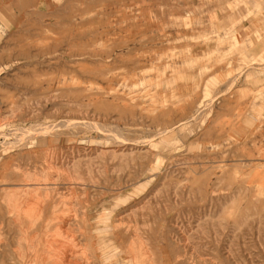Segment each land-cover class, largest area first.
Returning <instances> with one entry per match:
<instances>
[{
  "label": "rangeland",
  "instance_id": "obj_1",
  "mask_svg": "<svg viewBox=\"0 0 264 264\" xmlns=\"http://www.w3.org/2000/svg\"><path fill=\"white\" fill-rule=\"evenodd\" d=\"M0 195V264L18 208L89 264H264V0H0Z\"/></svg>",
  "mask_w": 264,
  "mask_h": 264
},
{
  "label": "bare ground",
  "instance_id": "obj_2",
  "mask_svg": "<svg viewBox=\"0 0 264 264\" xmlns=\"http://www.w3.org/2000/svg\"><path fill=\"white\" fill-rule=\"evenodd\" d=\"M10 200L9 197L3 199L9 210L13 207ZM18 207H16V210ZM11 210L13 211V208ZM23 210L18 208L13 216L15 223L18 222L20 226V229H18L20 232L18 233H21L24 238V241L21 240L22 242L16 246L14 257H11L12 260H17V264H89V261L93 262L96 259L107 258V254L102 253L105 246L99 244L101 241L96 244L93 239L94 234L91 233L93 224L89 220L81 222L80 225L75 219L71 222L72 219L65 216V214L46 216V212L44 214L42 208L35 209L31 213L33 215L29 214L31 217L28 215L29 217L26 218V210ZM28 212H31V210H28ZM64 213H67V211ZM75 225L77 226L74 228ZM79 237H83L85 242H81ZM18 239L20 241V237ZM9 242L11 243L10 240Z\"/></svg>",
  "mask_w": 264,
  "mask_h": 264
}]
</instances>
